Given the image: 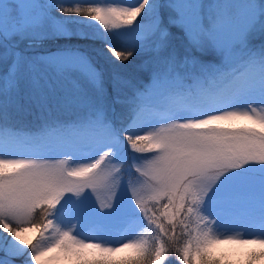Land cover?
Returning a JSON list of instances; mask_svg holds the SVG:
<instances>
[{
  "label": "snow or ice",
  "instance_id": "1",
  "mask_svg": "<svg viewBox=\"0 0 264 264\" xmlns=\"http://www.w3.org/2000/svg\"><path fill=\"white\" fill-rule=\"evenodd\" d=\"M0 264H264V0H0Z\"/></svg>",
  "mask_w": 264,
  "mask_h": 264
},
{
  "label": "rangeland",
  "instance_id": "2",
  "mask_svg": "<svg viewBox=\"0 0 264 264\" xmlns=\"http://www.w3.org/2000/svg\"><path fill=\"white\" fill-rule=\"evenodd\" d=\"M31 114H36V116H35L36 118H35L34 122L40 123V121L38 119V117L40 116V112L33 107L25 106V108L21 109L16 114V118H21V119H26L28 117L32 118ZM59 114H62L64 116H71L72 110L71 109H67V110L59 109L58 110V109L54 108L52 110L51 117L52 118L58 117ZM45 116H47V113H45ZM134 235H135V233L133 232V230L131 228H128L125 225H120L116 229H114L113 240L118 241L122 238H134ZM245 238H251V237H245ZM223 247L227 248L228 246L225 245Z\"/></svg>",
  "mask_w": 264,
  "mask_h": 264
},
{
  "label": "trees",
  "instance_id": "3",
  "mask_svg": "<svg viewBox=\"0 0 264 264\" xmlns=\"http://www.w3.org/2000/svg\"><path fill=\"white\" fill-rule=\"evenodd\" d=\"M32 118L28 117L26 119H21V118H16L18 122H20L21 124H24V125H28V126H33L34 124H38L37 122H34L35 120V116L36 114H31ZM62 114H59L58 117H55V118H59V119H67L69 118L70 116H64Z\"/></svg>",
  "mask_w": 264,
  "mask_h": 264
},
{
  "label": "bare ground",
  "instance_id": "4",
  "mask_svg": "<svg viewBox=\"0 0 264 264\" xmlns=\"http://www.w3.org/2000/svg\"><path fill=\"white\" fill-rule=\"evenodd\" d=\"M29 235H31V234H29Z\"/></svg>",
  "mask_w": 264,
  "mask_h": 264
}]
</instances>
